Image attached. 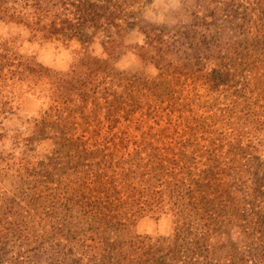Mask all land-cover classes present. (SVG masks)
<instances>
[{"label":"rangeland","instance_id":"rangeland-1","mask_svg":"<svg viewBox=\"0 0 264 264\" xmlns=\"http://www.w3.org/2000/svg\"><path fill=\"white\" fill-rule=\"evenodd\" d=\"M9 8L23 21L0 12V264H264V0ZM234 145L248 164L230 162ZM136 151L170 153L198 210L168 202L100 226L97 175L143 185Z\"/></svg>","mask_w":264,"mask_h":264},{"label":"trees","instance_id":"trees-1","mask_svg":"<svg viewBox=\"0 0 264 264\" xmlns=\"http://www.w3.org/2000/svg\"><path fill=\"white\" fill-rule=\"evenodd\" d=\"M11 10L12 9L9 8V9H5L4 11L0 10V12L5 13L4 17L7 20L22 22L23 18ZM73 26L74 24L72 22L65 21V24L63 23L61 28H58L56 30L58 32H63L69 30ZM2 67L3 66L0 64V68ZM4 75L7 74L5 73ZM95 81H96L95 79L93 80V78H91L89 81H87V84H90V82H95ZM90 91L91 90H88V94ZM231 95L235 96V99L232 100L233 105L247 103L243 99V95L239 94V92L236 93L234 91ZM118 111L119 110L115 109V112H113L114 116H117L116 114L118 113ZM256 122L258 123L259 121ZM62 139L65 141L66 140L65 136H63ZM241 142L242 141L240 140L237 141V143H241ZM228 153L230 156V162L232 161L235 165L238 162H240L239 159L236 158V156L242 155V157L240 158L242 161H244L245 158L243 156L248 155V151L243 149L239 145L232 146ZM168 155L170 156V153L163 155L157 152H151L148 153L147 160L145 161V157L142 156V152L136 151L135 153L132 154V164H133L134 174L143 178L141 179L143 182V185L141 186H137L136 184H129V183L128 184L114 183V185L111 188H108L107 183L104 181V177L102 175H97L99 183H97L96 185L97 188L96 191H98V194H102V193L106 194V197L103 200V203H105L104 206L99 212L95 213V216L99 217L100 226L101 224H107V223L108 224L113 223L117 225H124L126 223H129L131 225H134L137 222V213L143 211L155 212L157 209L164 207L168 202H171L170 203L172 204L171 210L178 217L180 216V213L181 214L184 213L188 209V207L194 211L198 210L197 199L195 197L194 192L192 190L186 189L187 186L186 178L179 177L180 173L177 171L175 172L173 170L171 172L169 170L170 169L169 164H172L171 160L173 159H171ZM84 156H85L84 164L87 165L89 163V160H94L95 158L102 156V153L97 154V152L94 151L91 153L84 152ZM103 161H105V156H103L100 163ZM173 161L175 163V160ZM245 163H247V160ZM78 168L80 167L79 166L75 167V169ZM149 171L154 172V177H153L155 179L154 181H152L151 179H144ZM88 178L89 175H84L82 178V182L86 184ZM160 181L166 183L167 185V189L169 192L166 193L165 196H164L165 193L162 192V190L157 189L160 186L158 185L160 183L157 182ZM144 184H148V188H150L153 191V193L157 194L156 196L152 197V200L143 199V196L146 191ZM110 191H113V193L110 194ZM125 195L126 197H124ZM184 199H186L185 201L188 200V202L186 204L184 203L185 206L183 207V209H181L180 207L178 209L176 204L180 206L181 201ZM209 203H211V201L208 200V203L206 202L205 204L208 205ZM155 207L158 208L156 209ZM176 230H180L179 227H177ZM238 259L240 260L241 263H243L246 260V259L242 260L241 258Z\"/></svg>","mask_w":264,"mask_h":264}]
</instances>
